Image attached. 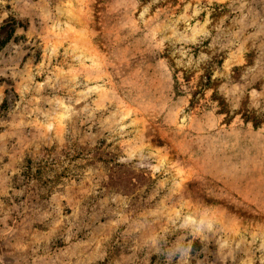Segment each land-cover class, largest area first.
<instances>
[{"label":"rangeland","instance_id":"rangeland-1","mask_svg":"<svg viewBox=\"0 0 264 264\" xmlns=\"http://www.w3.org/2000/svg\"><path fill=\"white\" fill-rule=\"evenodd\" d=\"M0 264H264V0H0Z\"/></svg>","mask_w":264,"mask_h":264}]
</instances>
